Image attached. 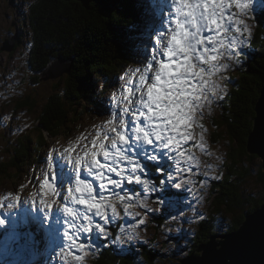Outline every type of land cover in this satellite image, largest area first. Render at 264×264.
Instances as JSON below:
<instances>
[{
    "label": "snow or ice",
    "instance_id": "1",
    "mask_svg": "<svg viewBox=\"0 0 264 264\" xmlns=\"http://www.w3.org/2000/svg\"><path fill=\"white\" fill-rule=\"evenodd\" d=\"M150 4L151 17L154 18L155 9L161 5L159 0H150ZM245 4L241 0H170V3L165 0L164 7H174V13L169 11L167 30L156 34L151 53L144 57L149 70L138 77V82L127 80L128 87L117 99L115 113L95 130L91 147L85 145L73 155L75 148L69 145L60 153L59 157L71 166V182L68 183L67 194L63 196V204L54 199L62 194L64 185L57 184L52 175L55 155L48 158L47 172L39 183L40 210L45 223L49 221L54 204L56 211L63 213L64 246L79 247L75 241L83 237L91 247L100 235L107 237L108 225L120 216L117 204L129 217H139L138 213L131 212L134 205L152 212L140 203L151 194L158 198L162 206L161 214L166 217L187 207L181 204L182 193L171 189L173 186L182 189L183 185L192 181L176 182L172 173L179 175L191 170L190 167L182 168L181 162L198 167L196 158L186 155V145L193 139L191 127L195 116L191 110L173 111L172 105L166 104L163 98L175 91L184 94V98L198 108L192 95L207 93L209 98L210 94L216 93L219 84L213 77L228 67L219 63L221 54L239 53L245 44L243 34L250 35L232 12L233 6ZM153 68L156 69L155 74L150 70ZM62 70L55 61L49 68L53 74ZM145 82L146 88L142 87ZM121 102L123 107L119 106ZM202 145L203 136L197 147ZM148 161L155 163L156 174L148 168ZM154 175L162 177L159 190ZM46 195L53 199H45ZM12 206L8 205L9 208ZM172 219H177V216L173 215ZM3 223L0 220V224ZM143 223L140 218L139 225ZM136 227L137 224H131V231L135 232ZM128 239H132L131 235ZM25 243L32 247L38 242L29 239Z\"/></svg>",
    "mask_w": 264,
    "mask_h": 264
},
{
    "label": "trees",
    "instance_id": "2",
    "mask_svg": "<svg viewBox=\"0 0 264 264\" xmlns=\"http://www.w3.org/2000/svg\"><path fill=\"white\" fill-rule=\"evenodd\" d=\"M43 1H45L44 18H41L39 23L49 24L50 22L54 23L53 25L56 23L54 33L59 32L62 36L63 45L57 42L52 43L53 50L59 47V53L63 57H73L74 60L70 72L65 73L68 76L65 91L68 92L63 98L71 101L79 96L81 105L90 106L93 103H88L87 100L97 96V80L102 81L103 76H110L131 61L130 37L136 34L132 28L138 27L139 9L133 4V0H98L89 4V8L82 7L75 0ZM40 3L41 1L34 5V15ZM253 21L255 37L253 41L251 40L250 47L249 43L248 46L243 47V51L250 55V60H242L232 72L227 81L229 83L226 94L228 99L225 96L219 103L217 114L209 121L210 126L218 130L211 132L212 128H210L207 137L212 142L223 144L227 160L225 159L222 163L223 170L220 178L211 182L212 190L216 191V194L208 211L198 223L193 238H189L182 251H179L171 238L179 241L183 238L182 233L177 238H173L163 225L167 217L160 214L156 221L160 228L151 238V242L146 246L137 244V249L132 252L124 250L126 256H117L112 247L102 253L97 260L98 264H140L141 258L145 259V264H159V262L179 264L187 255L192 253L199 255L200 252H195L196 248L207 242L211 236L236 230L243 222L245 215L262 204L264 199L263 161L261 163L257 161L259 157L249 154L246 149L247 136L252 129L255 116L254 105L264 84V14H260ZM128 28H130L129 32ZM2 42L4 44V40ZM146 46L150 47L148 42ZM46 64L47 61L41 69H44ZM71 84L73 87L68 89ZM64 101L58 96L49 98L44 110L46 122L43 124L48 132L59 133L69 117L70 113L67 115L65 112ZM60 122L61 124L57 126ZM227 137L230 142L226 143ZM148 168L156 174L155 164H149ZM253 176H255V185L260 189L256 194L251 195V191L246 192L242 185L247 184ZM161 178L160 175L153 177L158 185ZM22 229L26 232L23 227ZM1 236L0 234V242ZM36 247L39 248L40 245Z\"/></svg>",
    "mask_w": 264,
    "mask_h": 264
},
{
    "label": "rangeland",
    "instance_id": "3",
    "mask_svg": "<svg viewBox=\"0 0 264 264\" xmlns=\"http://www.w3.org/2000/svg\"><path fill=\"white\" fill-rule=\"evenodd\" d=\"M40 1L41 3L39 5V9H43V5L45 2L43 0H0V120L2 122V126H0V194L12 193L18 185L24 183L29 178L32 180V187L39 185V180L43 179V176L46 173L45 165L47 163V155L49 153V150L52 149L53 146L66 145L68 147L69 145L74 146L80 143H84L86 142V139L88 137L95 135V130L97 128L105 124L108 119H111L106 118L99 121V118L97 120H94L95 118H93V115L91 114H93L95 110L91 109L90 111L92 112L90 113L81 112L76 114L73 112V115L75 117L74 120H66L61 128L63 136H59L58 138L45 139L41 135V131L37 130V127H39L38 125L41 122L39 117L44 115V106L45 103L49 101L48 97H51L54 92L60 93L63 90L65 91L67 89L68 78L67 74L58 77H52L48 74H42V78H39L40 75L36 71L37 69H34L35 71L33 70V68L37 67L36 63L40 64V60L35 58V50L38 47L36 39L38 38L39 32L37 26L34 25L33 21V16L37 15L39 9H37L36 14L34 15L33 7ZM141 1L148 2L150 0ZM254 1L255 0H245L246 4L248 5V9L252 10L253 12H258L259 8L254 5ZM261 1L263 4V0H256V2L258 3H260ZM162 2L163 8L161 17H163L166 12V8L164 9L165 0H162ZM13 4L17 5V7L19 4L20 8L18 7L17 10L16 6H14ZM149 10L152 12V9L150 7ZM13 22L15 23L13 24ZM161 23H159V25ZM124 24L128 26V24ZM127 30L129 32L130 28H128ZM10 31L13 35H17V46H14V52L1 49V46L3 44L2 41L4 40L5 36L14 38ZM127 36L130 37V35ZM250 39L251 38H245V44L239 49L240 58L241 60L243 59V61L250 60V55L247 52L243 51V47L248 46ZM148 45L151 49L150 41L148 42ZM227 55H229L228 52H223L220 56L219 63L221 65H228V67L226 70L219 71L213 77V79H215L218 84L222 80V85H219V88L215 94H210L209 98L211 102H209L207 93L198 94V96L197 94L192 95V100H195L199 105L198 108L193 105L194 110L197 112L206 113L204 116L205 120L199 117H195V124H204L206 126H210V118L217 114L219 103L225 98L226 94L228 93V90L223 89L224 79H226L228 75L232 74V72H234L237 67L234 68L229 65V63L226 61ZM227 59L232 62L233 66L238 64V57L236 53H230V56H228ZM29 63L31 64V67L28 66ZM29 69H31V71H29ZM123 73L124 71L117 72L114 73L113 76H116L118 79H120L122 78ZM29 75L32 79L30 81H28ZM32 81H34L36 84L30 85V82ZM100 83L101 82L97 83V86ZM72 87L73 85L71 84L68 89H71ZM67 92L68 91H65V93ZM32 93H35V96L30 100V102H24L22 100L23 97L27 94V98H31ZM116 95V93L112 92L113 97H115ZM201 96H203V99L201 98ZM109 98V100L112 101L110 113L114 114L116 110V100L114 103V99L112 97ZM226 98L228 99V95L226 96ZM101 100L102 102L104 101V104H106V99L104 97H101ZM69 104V101H66L64 103L65 112L67 113L69 112ZM108 104L109 102L107 103V106ZM189 104L192 103L190 100H187L186 107H189ZM83 106V109H98L95 103L90 106L83 104ZM73 107H76V103L73 104ZM18 114H22V116L19 117ZM254 114L256 115L255 112ZM104 115L107 114L104 113ZM13 120L19 121L18 124L14 123V127H12ZM24 123L25 128H28V130L25 131V135L18 137V135L24 134V132L20 133V131L24 129L22 128L24 127ZM30 123H33L31 127ZM18 129L21 130L17 131ZM209 130L210 128L208 129V132ZM217 130L218 128H212L211 132H217ZM191 133L193 139L190 140L186 145V155L190 154L191 156H194L196 158V161L198 162V167L194 164L186 165L181 162L182 168L188 169L190 167L191 170L181 172L179 175L173 172L172 175L175 177L176 182H181L182 180H191L192 183L183 185L182 189H175L174 186L171 189L174 192L182 193L180 197L181 204L186 205L187 207L180 208L179 212L173 211L171 215L167 216L164 223L165 229L173 235V238H177V236L182 233L183 238L179 239V241L178 239L174 241L171 238V241L179 251H182V248L185 247V242H187L189 238H193V235L197 231L198 223L203 219L204 213L208 211L210 203L213 201L214 195L216 194V191L212 190L211 182L212 180L220 178V174L223 170L222 163H224L225 159L227 160L226 152H224L222 143L217 144V142H212L203 133L202 129L198 125H192ZM207 135H209V133H207ZM201 136H203V145L202 147H197L195 140H200ZM17 137L19 140H17ZM28 139H30V141L33 143L31 145L32 154L29 160L22 161L20 163H8L11 157L14 156V159H19L25 153L23 141L25 142ZM227 141L230 142L228 137L226 138L225 142L227 143ZM43 148L46 149V155L44 158V163L41 165L40 172H34L31 174L28 171L24 172V168H26L30 164L33 165H30L28 167L29 171H35L39 168L40 163H35L39 160V156ZM44 154L45 151L42 152L41 159L43 158ZM257 161L261 163L262 158L257 159ZM149 164H153V162L148 161L147 165ZM213 168H215V170H212ZM256 168L259 169V167L257 166ZM62 170L63 173L67 175L68 167L65 163H62ZM15 171L20 172L21 175L13 174ZM247 184L249 186H247ZM247 184H243L242 188L246 192L251 191V195L256 194L260 189L257 185H255V176L250 178ZM157 186V190H159V185L157 184ZM136 187L138 188L139 186ZM59 196H56V198H59ZM144 200L145 199H142L140 203L145 204L146 202L148 205L147 207L151 209L152 212L145 211L143 206L134 205L131 207V212L138 213L139 217H129L125 216L123 210H119L118 208V211H120V218H118V220L121 219L124 222L123 224H119L118 234L120 236L114 239L111 237L112 233H108L107 237L100 235L99 238L104 239L107 242L113 241L112 243L117 244L121 248H124V250H130L131 247L137 246V244L146 246L149 242H151V238L158 228V223L156 221L158 219V216L162 212V206L158 202L159 208H157L155 202L153 204H150L149 202ZM27 212L28 211L25 210L20 214V216L25 215ZM18 213H16L8 223L10 224L9 226L11 227V229H13L14 225H18V222L20 225H22L17 219ZM198 213L199 215H197ZM40 215L45 220L44 215ZM173 215L177 216V219H172ZM54 217L55 220L60 223V226L63 227V218L59 211L55 210ZM140 218L143 219V225H139ZM125 221H127V223ZM133 223L137 224L135 232L131 231V224ZM48 224H50V222H48ZM54 226L57 228L55 224ZM108 227L113 231L115 224L111 222ZM58 230L54 239H52L54 241L59 238ZM1 235L2 242L4 235ZM25 235L28 236L27 233ZM129 235L133 237L131 240L128 239ZM222 235V233H219L215 236ZM215 240L220 241L221 238L216 237ZM0 246H2L1 249L6 247V245L1 244ZM50 250L51 242L46 250H42L41 248L40 250L38 249L39 255L49 260L50 263H40L38 257L37 259H35L37 263L58 264V262H55L53 260V257H48ZM31 252L33 253V256L35 258L37 254L34 251ZM81 255L87 257L85 253L81 252V254L77 256V264H83V260L80 259ZM163 260L171 261L174 259ZM74 262L75 261H68L67 264H74ZM0 264L6 263L4 261H0ZM159 264H161V262H159Z\"/></svg>",
    "mask_w": 264,
    "mask_h": 264
},
{
    "label": "water",
    "instance_id": "4",
    "mask_svg": "<svg viewBox=\"0 0 264 264\" xmlns=\"http://www.w3.org/2000/svg\"><path fill=\"white\" fill-rule=\"evenodd\" d=\"M70 1V0H65ZM82 7L89 8V4L97 0H75ZM15 44V38L6 39L3 50L11 51ZM57 62L62 71L53 74L49 68L53 62ZM73 65L72 58H63L62 55L49 56L43 74L58 77L68 72ZM252 129L248 134L246 149L248 153L262 158L264 168V84L255 103ZM240 226L232 232L222 236H211L208 242L200 244L196 253L183 258L179 264H264V199L261 206L247 213ZM220 237L221 240H215Z\"/></svg>",
    "mask_w": 264,
    "mask_h": 264
},
{
    "label": "flooded vegetation",
    "instance_id": "5",
    "mask_svg": "<svg viewBox=\"0 0 264 264\" xmlns=\"http://www.w3.org/2000/svg\"><path fill=\"white\" fill-rule=\"evenodd\" d=\"M38 9H39V7H38ZM41 13H42V15H41ZM43 13H44L43 9H39L38 15L33 16L34 25L37 26V29L39 32L38 38H37L38 39L37 40L38 47L35 50V58L40 60V64L36 63L37 66L43 65L48 59L49 50L51 49V45H50L49 41H55V42L59 43L60 45H63L61 34L59 32H57L56 34L54 33L55 27L57 26L56 23H55V25H53L54 23H50V22H49V24H47L45 22H41V24L39 23V20L41 18H44ZM20 14H22V13H20ZM52 31H53V36L51 37ZM29 66H31L30 63H29Z\"/></svg>",
    "mask_w": 264,
    "mask_h": 264
},
{
    "label": "clouds",
    "instance_id": "6",
    "mask_svg": "<svg viewBox=\"0 0 264 264\" xmlns=\"http://www.w3.org/2000/svg\"><path fill=\"white\" fill-rule=\"evenodd\" d=\"M235 11L233 12V16L243 24L244 29H246L248 32H251L252 28L254 27L253 24H249L247 22L248 19H250V13L248 11V5H241L240 7H235ZM191 67V65H189ZM145 206H148L147 203L145 202ZM131 238H133L131 236Z\"/></svg>",
    "mask_w": 264,
    "mask_h": 264
},
{
    "label": "bare ground",
    "instance_id": "7",
    "mask_svg": "<svg viewBox=\"0 0 264 264\" xmlns=\"http://www.w3.org/2000/svg\"><path fill=\"white\" fill-rule=\"evenodd\" d=\"M164 9H165V7H164ZM14 36H15V38L17 39V35L15 34ZM146 41L149 42V40H147V39H146ZM242 60H243V59H242ZM260 92H261V89H260ZM260 92H259V95H260ZM103 102H104V101H103ZM255 116H256V115H255ZM255 116H254V117H255ZM247 138H248V136H247ZM259 158H260V157H259ZM260 159H261V158H260ZM153 164H155V163L153 162ZM259 198H260V197H259ZM242 221H243V220H242ZM9 225H10V224H9ZM18 225H19L20 227L23 226V225H20L19 222H18ZM23 228H24V226H23ZM237 228H238V227H237ZM237 228H236V229H237ZM21 229H22V227H21ZM12 230H13V229H12ZM22 230H23V229H22ZM25 230H26V229H25ZM26 233H27V232H24V234H26ZM225 234H226V233H225ZM25 236H26V235H25ZM213 236H215V235H213ZM26 238H27V240H29V239H31V236H29V237L26 236ZM31 240H32V239H31ZM208 241H209V240H208ZM208 241H207V242H208ZM37 245H39V244H37ZM33 247H34V249H35L37 252H38V249L40 250V247L38 248V247H36L35 245H34ZM195 255H196V254H195ZM35 259H37V255L35 256Z\"/></svg>",
    "mask_w": 264,
    "mask_h": 264
}]
</instances>
